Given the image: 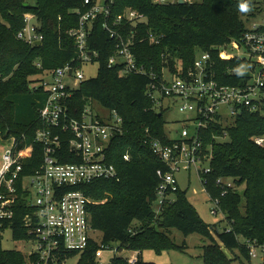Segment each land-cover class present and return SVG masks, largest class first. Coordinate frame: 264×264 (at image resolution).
Returning a JSON list of instances; mask_svg holds the SVG:
<instances>
[{
  "label": "trees",
  "instance_id": "1",
  "mask_svg": "<svg viewBox=\"0 0 264 264\" xmlns=\"http://www.w3.org/2000/svg\"><path fill=\"white\" fill-rule=\"evenodd\" d=\"M84 1L34 0V4H29L24 0H0V136L4 139L25 137L32 144L33 154L24 162V174H30L42 160V149L33 142V136L40 123L39 109L46 94L30 89L31 78L42 69L62 66L76 57L69 32L78 24V11L88 7ZM111 1L114 16L132 8L146 17V22L137 28V43L132 50L148 73L160 74L167 65L174 72L178 67L186 69L192 66L198 53L208 52L214 62L212 70L216 79L225 85H246L247 63L240 58L221 59L218 53L220 47L243 35L246 27L240 14L245 12L240 10V5L248 3L250 13L255 3L252 0H200L184 4ZM26 13L32 14L40 24L44 35L40 45H29L17 38L24 27ZM101 21V18L94 21L88 38L89 49L98 53V74L82 81L67 101L69 112L75 117H80L90 102L96 101L108 110H115L123 119L124 136L115 139L110 148V160L117 167L120 179L96 180L80 187L96 201L88 207L92 228L101 232L102 243L119 242L138 251L136 264H153L142 260L144 250L161 252L178 248L166 233L171 228L184 235L198 233L209 239L210 244L203 248L204 264H232L224 248L230 251L237 248L250 259L242 241L264 242V147L251 139L264 134V116L242 113L229 127L211 120L203 133L205 146L210 147L213 155L206 186L213 196L220 197V209L228 224L218 233L220 243L214 237L212 225L203 221L186 192L180 189L165 206L162 216L155 219L152 201L160 180L157 171H164L166 167L140 140L145 128H149L153 136L170 143L165 134V121L146 95L148 75H121L118 67H108V59L115 52V41L103 30ZM148 32L161 37L158 45H151L147 39L139 42ZM224 136L228 140L220 141ZM64 149L70 154L68 145ZM127 151L129 161L123 159ZM218 177L234 181L224 196H221L222 188L216 185ZM18 195L13 217L0 224V264H43L35 253L25 256L20 251L2 248L6 229L11 230L15 240L29 239L25 226L26 215L31 210L26 206L27 194L20 187ZM98 246L91 239L83 253L63 251L58 264L77 254L80 255L77 264H96L94 256ZM110 264L130 263L113 256Z\"/></svg>",
  "mask_w": 264,
  "mask_h": 264
},
{
  "label": "built area",
  "instance_id": "2",
  "mask_svg": "<svg viewBox=\"0 0 264 264\" xmlns=\"http://www.w3.org/2000/svg\"><path fill=\"white\" fill-rule=\"evenodd\" d=\"M176 1L152 0L154 4ZM185 1L192 3L195 0ZM84 4L88 5L87 9L78 11V24L69 32L76 57L52 69H42L38 64L42 70L31 78L30 89L41 90L46 94L44 104L39 109L40 123L33 136V142L42 149L40 165L32 169L30 174H24V162L33 154V146L28 144L25 137H8L9 142L2 151L0 224L13 217L20 187L27 194L26 206L31 210L26 215L25 226L28 240L35 243L31 253L37 254L43 264H58L63 251L83 253L91 239L99 245L95 251L96 260L107 250L114 257L136 264L138 251L131 250L126 255L121 243L115 242L116 245L112 247V243H102L91 236L94 229L88 207L96 201L80 189L96 180L120 179L117 167L110 160V148L112 142L125 133L123 119L115 110H109L107 119L95 115L89 106L80 117L72 116L69 112L68 99L86 79L82 66L96 63L98 57V53L88 47L92 24L101 18L103 30L115 41V52L107 63L109 68L118 67L121 75L149 76L146 95L156 112L163 115L164 110L178 105L180 112L193 114L184 121L176 139H170L165 131L170 143L153 136L149 128H145L140 140L141 145L152 151L166 167L164 171H157L160 180L152 201L155 219L162 216L165 206L174 199L179 189L176 174L184 167L195 170L212 203L211 212H222L220 197L213 196L206 186V176L212 171L213 155L210 147L205 146L203 133L211 120L217 121L222 127L227 126L225 120L228 118L222 112V107L234 120L246 112L264 116V26L254 24L246 28L239 40H232L220 47L218 56L221 59L244 60L249 74L244 86L225 85L215 78L212 70L214 62L208 52L198 53L192 66L186 69L178 67L177 72H174L164 66L160 74L148 73L144 65L137 62L132 50L137 43V28L146 22V17L132 8L114 16L111 13V0H85ZM35 21L32 14H24V27L17 33L19 40L29 45L42 44L44 35L40 24ZM160 38L148 32L139 42L147 39L151 45H158ZM235 51L243 52V55ZM67 78L72 79L73 86L66 82ZM251 139L264 147V134ZM67 145L70 154L64 149ZM123 159L130 160L128 151ZM204 163L208 165L202 167ZM223 178L216 179V185L222 188L221 196L232 187L224 183ZM243 241L249 258L264 257V242L250 239Z\"/></svg>",
  "mask_w": 264,
  "mask_h": 264
},
{
  "label": "rangeland",
  "instance_id": "3",
  "mask_svg": "<svg viewBox=\"0 0 264 264\" xmlns=\"http://www.w3.org/2000/svg\"><path fill=\"white\" fill-rule=\"evenodd\" d=\"M24 1L25 3L34 4V0ZM101 1L102 0H100V2ZM252 1L255 2L254 8L250 13H241V19L246 28H251L254 24L257 26H264V0ZM236 53L243 55V52ZM167 67L170 66L167 65ZM82 71L86 78H94L98 74V64L93 63L83 65ZM66 82L73 86L72 79L67 78ZM88 106L95 115L103 117L104 119L109 118V110L100 105L98 102L91 101ZM178 107V105L170 106L163 112L165 131L170 139H176L180 135V131L182 129L184 121L189 119V117L193 115L192 113L180 112ZM222 112L228 118L227 120H225L227 121V126H225L229 127L231 125H234L235 120L230 118V115L225 107H222ZM227 140L228 137L224 136L220 141ZM8 142V139H4L0 136V162L2 151ZM207 165L208 163H204L202 167H206ZM176 179L179 189L186 192L188 201L194 206L203 221L212 225L214 230V237L220 243L218 233L228 226L227 221L224 219V215L222 212L219 211L217 214H213L211 212L212 203L210 202L208 195L195 170L189 167H184L181 172L176 174ZM223 182L231 185H233L234 183L233 179L228 177L223 178ZM166 233L178 248L163 249L161 250V252H156L153 249L144 250L142 253L143 261L153 264H204L202 254L204 246L210 244L208 238L198 233L184 235L180 230L175 228L168 229ZM91 236L96 240H101L102 238L101 232L97 230L92 231ZM34 245L35 243L33 240L13 239L10 229H6L3 232L2 248L4 250H17L23 253L25 256H28L32 252ZM115 245L116 244L114 243L111 244L112 247H114ZM123 248H125V254L128 255V252L131 250L128 249L127 246H123ZM224 251L227 256L232 259V264H264V257L262 256H259L258 258L248 259L243 256L237 248L233 249V251L224 248ZM112 257L113 253L106 250L104 251L102 257L96 260V264H110ZM79 259L80 255L77 254L67 259L62 264H77Z\"/></svg>",
  "mask_w": 264,
  "mask_h": 264
},
{
  "label": "clouds",
  "instance_id": "4",
  "mask_svg": "<svg viewBox=\"0 0 264 264\" xmlns=\"http://www.w3.org/2000/svg\"><path fill=\"white\" fill-rule=\"evenodd\" d=\"M240 10L243 11V12H247V11H249V10H250V8H249V4H248V3H242V4L240 5Z\"/></svg>",
  "mask_w": 264,
  "mask_h": 264
},
{
  "label": "water",
  "instance_id": "5",
  "mask_svg": "<svg viewBox=\"0 0 264 264\" xmlns=\"http://www.w3.org/2000/svg\"><path fill=\"white\" fill-rule=\"evenodd\" d=\"M177 2L179 4H184L186 1L185 0H178ZM24 5H27V4H24ZM37 45H40V42H38Z\"/></svg>",
  "mask_w": 264,
  "mask_h": 264
}]
</instances>
